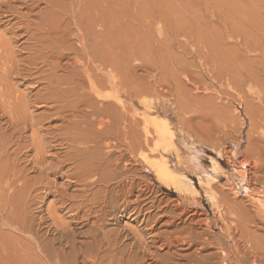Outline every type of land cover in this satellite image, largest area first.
Wrapping results in <instances>:
<instances>
[{
	"label": "bare ground",
	"instance_id": "6f19581e",
	"mask_svg": "<svg viewBox=\"0 0 264 264\" xmlns=\"http://www.w3.org/2000/svg\"><path fill=\"white\" fill-rule=\"evenodd\" d=\"M26 1L25 5L31 3L29 0ZM48 1L45 3H51ZM66 1L60 5L64 4L68 7L69 4L67 3H71L72 8L67 10L74 15L76 7L73 9V6L77 5L72 4L74 0H71L72 2ZM1 2L9 4L12 0H0ZM37 4L34 5L33 3L34 6H32L35 8ZM47 6L51 5L44 6V9L49 8ZM86 6L84 8H88L89 4ZM96 6L95 10L97 11L98 6ZM58 7L53 5L47 9V13L45 10V13L42 11L39 13L41 16L43 15L41 12L44 13L45 17L53 22L52 25L50 24L51 27H47V30L43 31L44 28L43 30L41 28L49 22L45 17L44 25L42 23L40 27H35L36 29L41 28L38 31L31 27L32 23L36 25L37 19L36 23L30 24L31 26L26 25L24 23L26 21H21L26 26L16 28L18 31L23 30L22 33L27 38L20 47L24 52L27 50L29 56L25 54L24 56L29 59H38L36 55L38 56L40 52L34 51V53L32 47L35 50L36 48L40 51L45 50L44 43L48 42L49 39L46 42L44 39L50 36L54 38L57 36L54 42L64 46L60 47L61 53L58 55L55 53L57 55L55 57H51L53 53L50 56L51 52L48 53L47 51L49 56H46L45 59L44 55L40 53L44 58V61H41L42 68L46 67L47 69L49 67L50 70H48L50 74L43 70L49 75L46 79L43 74L45 78L42 79L44 80L43 83L38 82L41 77L28 81L24 75H21L23 73L20 71L24 70L25 73L28 68H25L26 65L23 67L24 69H21L22 67L20 68L19 65L21 62L27 63L28 59H18L19 53L17 54L14 46L16 42L13 41L17 36L13 35L15 38L12 39V34L8 37L7 32H4L2 28L0 29L3 31L0 33V194L3 197H8L9 204L12 201L16 202L18 208L12 210L11 215L8 212L9 208L6 210L7 213L3 212L6 214L5 216L9 214L8 217L3 214V221L7 218L8 223L5 225L17 226V228L15 227L16 231L21 232L22 230L30 240L28 243L25 242L27 240H24L25 247L17 248L11 242L14 238L9 241L8 238V240H3L0 237V264H264V188L263 190H260L261 188L255 189V191L260 190V192L256 191V194L253 195L249 193L250 190H246L247 198H249L248 201L246 200L248 204L237 198L218 201L214 191L212 192L213 186L211 187L214 179L209 176L211 179L207 178V182L201 180V184L208 186L206 195L215 209L216 216L213 219L204 218L203 213L198 211L201 204L199 191L186 175L175 170L168 159L172 150H176V144L175 134L170 131L167 120L159 121L155 119L156 117L145 116L146 114H142L136 107L128 110L123 101L121 76H115L117 74H111L112 72L107 73L108 70L105 68L109 66L108 61H102L107 63V66L99 65V61V64L95 65L96 67L92 65L98 70L99 67L105 70L106 77L103 75L98 77V74H103L101 70H99L100 73L97 70V79L92 77L93 67L91 68L89 63L83 62L79 54L89 58L91 63V61L94 62L95 57H98L97 54L94 55V58L92 55L93 50L95 52L97 48L92 49L93 44L90 43L92 44V52L91 50V53L84 50L85 46L82 44L84 33L82 31H85L79 28L81 26L77 21L79 17L76 16L77 19L76 17H69L66 8L62 10ZM91 8L92 10L88 9V11L94 14L92 12L94 7ZM23 12L21 11V13ZM26 13L21 15L19 12L18 15L24 20L28 16ZM34 13L33 18H35ZM76 13L78 12L76 11ZM91 13L89 15H92ZM86 15L88 16V13ZM105 15L107 14H104V18ZM91 18L90 22L92 21ZM43 19H41L42 22H44ZM84 19L85 17H83V21H85ZM90 22L89 25L85 23L90 26ZM40 23L39 21L38 24ZM65 24L66 27H64ZM14 26L12 25V27ZM93 28L95 29L96 25L95 27L93 25ZM73 29L76 30V33L75 30L74 33L72 32ZM103 29L105 31V27ZM12 30H10L11 33ZM41 30L42 32H39ZM95 31L93 30L94 33L90 31V34L92 32L94 35ZM65 33H68V37L73 39L74 43L80 42L79 45L82 46L78 48V45L77 50L72 46L71 43L73 42H70L71 46L66 44V41L64 43V40H68ZM87 36L90 39L92 35ZM24 37L22 38L24 39ZM23 39L21 40L23 41ZM51 39L53 40V38ZM86 40L84 39V41ZM31 41L34 42L31 47L28 44L30 49L27 48V43H31ZM50 41L47 43L48 46ZM54 42L53 44H55ZM84 43L88 44L89 42ZM119 44L120 42L117 45ZM52 46L55 45L50 47ZM95 46L97 47L96 44L93 47ZM55 48L57 47H52L54 52L57 50L60 52V49L57 48L56 50ZM103 50L107 51V48H101L100 51L97 49L96 52L100 53ZM65 52L66 54H64ZM103 54L108 56L109 53ZM108 57L107 60L112 59ZM86 58L84 60L87 61ZM61 61L67 64H63ZM32 65L31 67H33ZM109 67L111 68V66ZM37 68H34L33 71H36L38 75ZM110 68H108L109 72L112 69ZM74 69L79 72H75ZM116 70L115 72H120L119 69ZM19 73L24 76L20 81L15 79ZM26 76L30 75L27 74ZM116 77L121 79L120 82L116 81ZM15 80L16 83H13ZM22 81L23 83H20ZM27 83H30L28 84L30 87L27 86ZM25 84V90L14 86H25ZM41 85L42 88H40ZM73 85H76L74 87L80 91V98L75 93L76 88H72ZM32 88H34L33 90L40 88L38 93L34 91L37 98L33 101L34 103L41 102L44 108L47 107L46 113L43 111L44 108L42 110L46 115L43 117L45 119L53 118V121L58 123L57 126H55L56 123L52 125L55 128L45 126L47 127L45 129L40 125L41 128L36 129L40 123L38 119L42 117L43 112L38 115L30 112L34 105H31L33 103L30 98L32 92L28 91ZM44 91L48 94L42 95L41 93ZM34 110L36 111V109ZM34 118H37V121L35 119L36 123L33 121ZM3 120L7 121L4 124L8 125V129L11 128L10 133L2 134V130H7L6 128L2 129ZM29 130L32 133H28L30 136L32 135V144L29 143L31 142L29 140L27 145H31V149H23V151L28 150L26 158L23 159V154L20 153L23 151L20 150L29 146L26 145L21 148L24 144H20L24 140L27 142L28 136L25 139L23 132ZM142 130L144 131L142 132ZM41 131H45L46 133H44L49 134L46 135L49 137L40 136ZM16 135L18 136L16 137ZM15 139H17L16 142ZM247 164H250L251 175H258L257 170L259 168L250 162ZM210 167L216 174L222 169L214 159H211ZM241 174L245 178L247 177L246 173L242 172ZM151 175L155 177L158 185L155 184L156 182L151 178ZM61 180L65 181L61 182ZM255 182L263 183L264 179L263 181L257 179ZM162 188L168 190L164 194L165 197H159L163 196L159 195L161 192L163 194ZM173 192L178 194L189 193L194 196L193 202L189 204L194 210L187 206L185 197L182 198V201L172 200L169 202L171 199L167 197L171 196ZM48 196H53V202H50L45 209L46 215L38 218L37 211L39 210L38 213H40L41 210L43 211V207L37 205L43 204ZM9 204H7L8 207ZM12 205L14 206L15 203ZM11 208L13 207L10 204V210ZM251 208L255 210L251 211ZM1 210L4 211L5 209L1 208ZM62 213L64 215H61ZM124 219L130 223H135V228H131L132 226L129 227V225L122 226ZM46 220H50V225H46ZM44 225L47 228L43 230ZM83 229L84 239L78 240V232L83 231ZM6 231L9 232L10 230L7 229ZM1 234L3 236V233ZM26 234L24 235L26 236ZM19 245L18 247H20Z\"/></svg>",
	"mask_w": 264,
	"mask_h": 264
},
{
	"label": "rangeland",
	"instance_id": "374dc122",
	"mask_svg": "<svg viewBox=\"0 0 264 264\" xmlns=\"http://www.w3.org/2000/svg\"><path fill=\"white\" fill-rule=\"evenodd\" d=\"M29 1L31 3L27 5H25L27 2L26 0H12L9 4L1 2L0 29L2 28L4 32H7L8 37L11 34V36L14 35L15 37H19H16L17 39L14 36L11 37L12 39L15 38L13 41L16 42L14 46L17 54L19 53L18 59H28L27 63L21 62L19 66L20 68L22 67L21 69H24L23 67L27 65L28 67L26 66L25 68H28L30 74L27 73L28 71H25L24 73V70H21L20 72L23 74L19 73L18 75L20 77H15V79L20 81L21 78H24L25 76V79L30 81L41 77L38 82L43 83L44 80L42 79H45L47 76L49 77L44 71H47L49 74L50 72H48L49 67L47 69L46 67L42 68L41 61L43 62L44 58L46 59V56H49L48 53L50 52V56L53 53L51 57L57 56L62 51L60 47L62 48L64 46H60V44L57 45L56 42H54L56 41L55 39L57 36L55 38L50 36L53 40L50 37L45 38L46 40L43 38L44 42L48 41V39L49 41L51 40L49 46L47 44L49 41L44 43L46 51H40L39 49L37 50V48L36 51L33 47L32 50L33 52L42 53L44 58L39 53L38 56L36 55L39 60L37 58V60L29 59L24 56V54L29 56L27 50H25L26 53L22 51L20 47L27 38L24 37L25 34L22 33L23 30L18 31L16 28H22L28 24L31 26L30 24L32 22L36 23L38 20L36 25L32 23L31 27L34 30L35 27H40L42 23V25H44L46 20L47 22L49 21L44 13L53 5L56 7L59 6L58 8H62V10H65V8L66 10H69L72 6L71 3H67L69 4L68 7L64 6V4L60 5L63 2L65 3L66 0H59L60 2H57V0H46L51 3H45V0H34V2L33 0ZM67 1L72 2L71 0ZM87 1L88 0H74V3L72 2V4L77 6H73V9L74 7H80L78 8L80 10L75 8V16L67 10L68 16L72 18L76 16L79 17H76V19H79H77V21L81 25L79 28H82V30L85 31H82V33L85 34V37L84 34L82 36V44L85 46V51L87 50L90 52L91 50L92 52V49L95 48L99 49V51L101 48H107V51L103 50L100 54L98 51V53L96 52L97 49H95V52L93 50V58L96 54V56H98L94 58L97 62L94 60V62L91 61L90 63L89 58L87 59L83 54H79L80 59L87 64L89 63L88 65L89 67L91 65V68H95V65L99 64L98 61L100 62L99 65L107 66L109 64L112 69L107 66L111 69L109 72V69L106 67L105 70H108L107 73L112 72L111 74H117L115 76H121V84L123 82V101L128 110H132L133 107H136L142 114L145 113V116L149 115L153 118L156 117L155 119L159 121L164 119L167 120L170 131L175 134L176 144V150H172L168 155V159L175 170L180 174L186 175L189 178V181H191L199 191L201 204L198 207V211L203 213L204 218L208 217L213 219L214 216H216L215 209L206 195L208 186L201 184L202 182H207V178L210 177L214 179L211 187L213 186L212 192L214 191L213 193L216 196V200L221 201L228 198H237L248 204L246 200L248 201L249 198H247L246 190H250L249 193L253 195L256 194V191L260 192V190H263L264 188V182H255L257 179H262V181L264 179V0H105V2L104 0H89L91 3ZM33 3L34 5L36 3L37 7L34 8ZM52 3L55 4L52 5ZM87 3L89 4L88 8H84L87 7ZM48 4L51 6H47L49 8L44 9V6ZM84 4L85 6H82ZM103 5L105 7L107 6V10L105 7L104 11L102 10ZM90 6L94 7V11H92L94 14L88 11V9L92 10ZM95 6L97 7V11L95 10ZM39 7L40 9L38 10ZM35 9H37V13L35 12ZM81 10L84 11L82 12ZM21 11H26L27 13H25L28 14L24 20H22L23 17L21 18V16L18 15L19 12L21 15H25V13H21ZM40 11L44 12H41V14H43L42 16L39 14ZM76 11L78 13H76ZM86 12L90 17L86 15ZM33 13L35 18L32 17ZM90 13L95 19L92 15H89ZM37 14H39V17H37ZM104 14H107L105 15V18ZM82 15L85 17V21H83ZM101 15L102 17H100ZM90 18L92 21L95 20L96 24L95 21L90 22ZM41 19H43L44 22H42ZM100 20L101 22H99ZM21 21H26L27 23L24 22L26 25L23 22L21 23ZM39 21L41 22L40 24H38ZM67 21L73 23L70 20ZM88 21L91 24L94 23L93 25L94 27L96 25V28L94 29L91 24L90 26L92 27L88 26ZM104 21H106V23H104ZM49 22V24L45 23L46 25H44V27L41 26L42 30L44 28L43 31L47 30V27H51L53 24L52 21ZM9 23H11V26L8 25ZM12 25L16 26L12 27ZM86 25L89 27V31ZM99 25L102 28H100ZM66 26L67 25L65 24L64 27ZM103 27H105L106 32ZM36 28L35 30L37 31L41 29ZM11 29L14 30H12V33L10 31ZM75 29L77 30L76 27ZM75 29H73V33ZM42 30L39 32H42ZM93 30H96L95 34H99L93 35ZM90 31L93 33L91 32L90 34ZM2 32L3 31L0 33ZM20 33H22L23 36ZM65 34H67L68 37V33ZM65 34L64 36L66 37ZM86 35H89V37L90 35L92 36L89 39ZM22 37H24V39ZM121 38L122 40H119ZM21 39H23V41ZM84 39H88L89 41H84ZM72 40L68 37V40H64V43L66 41V44H69L70 46L72 44V46L78 50L82 45L80 46V42L76 44L74 43V40ZM52 41L55 44H53ZM33 42L31 41V43H27L28 47H26L30 48L33 46ZM70 42L73 43L70 44ZM84 42L89 43L86 44ZM119 42L120 44L117 45ZM28 44H30V47ZM95 44L97 47H93ZM101 44H103V46H101ZM51 45H55L60 49V52H58L59 50H57V48H55L57 51L54 52L52 47L54 48L55 46L50 47ZM104 45H107L108 47H105ZM48 47L53 51H50V49L48 50ZM102 52L109 53V57L105 56ZM64 54H66V52ZM101 55L102 57H100ZM107 57L112 59L107 60ZM85 58L87 61L84 60ZM103 60H106L105 62L108 61V64L102 62ZM64 61L66 62V60ZM64 61H61V63L67 64ZM67 61L69 62V60ZM31 64H33V67H31ZM112 66H116L117 70L119 69L120 72L118 73L116 67L113 69ZM36 67H38L37 71H39V76L36 71H33ZM65 67L67 68V66ZM93 68L91 71L92 77L94 76L95 79H97L96 76L98 75V77L102 75L106 77V71L101 67H99V70L103 73L101 75L98 74L100 73L98 68H95V70H93ZM115 70L117 72H115ZM74 71H72V74H74ZM75 72L79 71L76 70ZM20 74L24 76H21ZM25 74L30 76H26ZM43 74L45 78L43 77ZM119 77H116V81L120 82L121 79ZM16 80L13 83H16ZM20 83H23V81ZM28 84L30 83H27V86H29ZM14 86H18L21 90H25L26 88V84L25 86ZM74 86L76 85H73L72 88L75 89L76 87ZM42 87L43 86L41 85L40 88ZM40 88L36 90H33L34 88H32L30 89L31 91H28L32 92L30 98L33 103V100H36L37 98L35 97V92L38 93ZM75 93L77 97H81L80 91L77 88L75 89ZM41 94L47 95L48 93L44 91ZM33 103H31V105H34L32 109H36V111L31 110L30 112H34V115L41 114L43 111H45V113L47 112V107L44 108L42 106L43 103ZM37 111H39V113H37ZM43 113L41 115L42 117L40 116L41 118L38 119V121L40 120V123L36 126V129H38L40 125L45 129H47L48 126L53 128L54 126L52 125L55 123V126H57L58 123L54 122L53 118L51 119L48 117V119H45L44 117L46 115ZM128 117H130V114H128ZM35 119L37 121V118H34L33 121H35ZM41 122L44 123V125H42ZM4 123H7V121H2V129L6 128L7 130H2V134L10 133L11 128L8 129V125ZM143 131L144 130H142V132ZM30 132L31 130L23 132V137L27 139L26 136H28V139L27 142L24 140V142L20 144H24L21 148L26 146L29 140H31L32 135L30 136L28 134ZM44 132L45 131H41L40 136L44 135V138L49 137L46 136L49 134H45L46 132ZM17 136L18 135H16V137ZM16 140L17 139H15V142ZM29 143L32 144V140ZM30 146L23 147L20 151H23L25 148L30 150ZM28 150L20 152L23 154H21L23 159L26 158ZM21 155H19L20 158H22ZM211 159L216 160L218 165H220V168H222L217 174L211 170ZM249 162L259 168L257 170L258 175H251L249 171L250 164H247ZM242 172L246 173V178L241 174ZM151 178L156 182L153 175H151ZM64 181L61 180V182ZM155 184L158 185L157 182ZM255 189L260 190L255 191ZM162 191L163 194L161 192L159 195L163 196L159 197H165L164 194L168 192L166 188H162ZM1 196L2 195L0 194V197ZM183 197H185V200L187 201V206L191 207L189 204L193 202L194 196L189 193L178 194L173 192L172 195L167 198L171 199L169 201L171 202L172 200L182 201ZM7 199V196H2V198H0V201H2V207L0 203V221L2 222H0V232L3 233V236L0 233V237L3 240L8 238L9 241L14 238L11 242L14 243L15 247L23 248V246H26V243L30 241L27 234L22 230L21 232H23V235L21 232L16 231L15 227L17 228V226L10 227L8 224L5 225V223H8L6 221L7 218L3 221L4 216L6 215L4 213H7L6 210H8V208L10 215L12 214V210L18 209L16 202L12 201L13 203L11 202L10 204L13 208L10 210L9 200ZM53 199V196H48L45 198L43 204L37 205L38 207H43V211L41 210L40 213H38L39 210L37 211L36 215L38 218L44 214L46 215L45 209H47L50 202H53ZM4 202H8L7 204H9V207L6 203L4 204ZM14 203L15 205L13 206L12 204ZM1 208H4L5 210L2 211L3 209L1 210ZM191 209L194 210L193 207H191ZM254 210V208H251V211ZM224 212H226V209H224ZM64 213L61 215H64ZM8 215L9 214L5 217H8ZM47 221L48 220L45 221L47 223L46 225H50V220ZM129 223L130 222L127 219H124L122 226L129 225V227L132 226L131 228H135V223ZM46 225H44L45 227L43 226V230L47 228ZM7 229L10 231H6ZM82 232L84 233V229L83 231L78 232V240L84 239ZM24 234H26V236ZM24 240H27L25 241L26 243H24ZM11 242H9V244H12ZM18 245L20 247H18Z\"/></svg>",
	"mask_w": 264,
	"mask_h": 264
}]
</instances>
